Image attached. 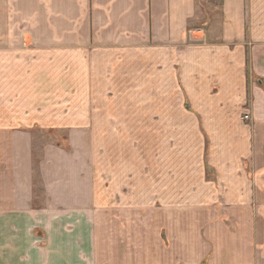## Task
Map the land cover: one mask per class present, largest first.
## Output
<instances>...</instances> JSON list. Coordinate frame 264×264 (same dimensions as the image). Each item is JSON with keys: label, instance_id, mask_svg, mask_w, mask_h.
Returning <instances> with one entry per match:
<instances>
[{"label": "rangeland", "instance_id": "1", "mask_svg": "<svg viewBox=\"0 0 264 264\" xmlns=\"http://www.w3.org/2000/svg\"><path fill=\"white\" fill-rule=\"evenodd\" d=\"M1 12L0 7V134L19 132L30 140L33 212L45 208L40 164L48 149L56 151L55 159L67 162L68 168L83 166L89 173L94 227L83 240L87 261L165 263L167 251L178 246L179 227L192 232L193 218L202 217L204 238L210 216L227 214L228 208L221 206H193L199 184L203 196L209 195L204 185L215 181V173H221L222 182L231 181L228 173L234 166L249 171L246 184H252L256 165L264 166L263 155L252 151L243 158L237 151L244 148L236 143L241 129L251 146L257 143L264 150V129L253 126L256 112H252L254 103L264 101L256 96L254 102L251 94L255 86L261 87V80L249 72L244 80H230L233 85L224 88L212 78L183 80L186 98L172 78L148 80L134 71L109 78L93 69L87 85L81 80L83 63L51 62L48 46H33V38L44 39L43 33H48L34 28L43 23L42 16ZM16 24L22 26L16 33L2 30V25ZM192 82L194 87L189 86ZM195 117L203 121L205 135L187 123ZM218 121L228 127L213 126ZM232 128L235 132L224 138L215 136ZM226 192L223 186L221 202ZM178 219L184 222L177 223ZM81 226L75 222L74 229ZM32 231L33 237H43L41 227ZM188 239L194 240L190 235ZM29 241L33 239L26 245ZM71 257L86 263L77 253L66 256L70 261Z\"/></svg>", "mask_w": 264, "mask_h": 264}, {"label": "crops", "instance_id": "2", "mask_svg": "<svg viewBox=\"0 0 264 264\" xmlns=\"http://www.w3.org/2000/svg\"><path fill=\"white\" fill-rule=\"evenodd\" d=\"M0 7L2 14L42 16L43 23L34 28L48 33H43L44 39L33 38V46H48L51 62L83 63L81 80L87 85L93 69L109 78L134 71L148 80L172 78L184 95L183 80L212 78L224 88L233 85L230 80H244L249 72L261 80V87L251 90L254 102L256 96L264 101V0H0ZM21 27L2 25V30L10 35ZM6 44L11 45L10 40ZM252 112L253 126L264 129V102L254 103ZM189 122L200 134L207 133L201 119ZM217 123L213 126L228 127L226 122ZM231 131L215 136L224 138L235 132ZM238 131L241 138L236 143L244 147L237 150L239 156L249 158L252 151L264 156L257 143L251 146L243 129ZM0 144V264H95L87 261L83 250L88 229L94 227L89 173L83 166L68 168L67 162L56 160V151L48 149L40 164L45 208L33 212L30 140L19 132L2 131ZM228 174L229 182L215 173V181L204 185L209 195L203 196L199 184L193 203L199 209L228 208L225 218L216 212L210 216L203 238L202 217L195 216L194 230L188 232L193 242L179 227L178 246L167 251L163 264H264V166L256 165L252 184H246L249 171L234 166ZM223 186L227 192L221 202ZM75 222L82 223L77 230ZM36 227L43 229L41 239L33 237ZM75 253L86 263L66 258Z\"/></svg>", "mask_w": 264, "mask_h": 264}]
</instances>
